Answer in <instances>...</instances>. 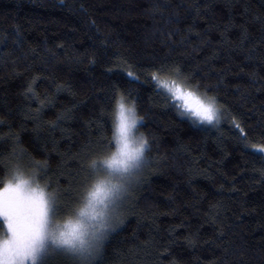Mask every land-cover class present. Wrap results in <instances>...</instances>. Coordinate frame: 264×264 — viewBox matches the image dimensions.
Masks as SVG:
<instances>
[{
	"label": "trees",
	"instance_id": "trees-1",
	"mask_svg": "<svg viewBox=\"0 0 264 264\" xmlns=\"http://www.w3.org/2000/svg\"><path fill=\"white\" fill-rule=\"evenodd\" d=\"M153 73L215 98L221 122ZM116 85L151 162L93 264H264V0H0V187L9 162H46L57 217L74 214L114 146Z\"/></svg>",
	"mask_w": 264,
	"mask_h": 264
},
{
	"label": "clouds",
	"instance_id": "clouds-1",
	"mask_svg": "<svg viewBox=\"0 0 264 264\" xmlns=\"http://www.w3.org/2000/svg\"><path fill=\"white\" fill-rule=\"evenodd\" d=\"M123 103L126 108L135 110L136 123L129 124L127 135L121 134L118 98L112 114L114 146L107 154L90 162L94 172L88 186L91 195L85 194L74 214L51 219L44 215L41 193L48 189L33 171L19 168L5 178L3 187H0L3 190L0 192V225H3L0 227V250L3 251V264H39L38 258L25 261L23 257L42 236L55 240L69 239L77 225H91L94 216L97 217L95 223L98 226V214L104 211L105 198H111L109 189L130 173L137 175L144 168L146 151L145 155H141L140 146L148 137L138 130L142 116L131 101L124 99Z\"/></svg>",
	"mask_w": 264,
	"mask_h": 264
},
{
	"label": "snow or ice",
	"instance_id": "snow-or-ice-1",
	"mask_svg": "<svg viewBox=\"0 0 264 264\" xmlns=\"http://www.w3.org/2000/svg\"><path fill=\"white\" fill-rule=\"evenodd\" d=\"M165 67H161L160 71H167ZM177 72L179 68L175 69ZM130 76L135 77V73H129ZM151 79L156 83L158 90H166V94H169L172 99L177 97L183 101V107L194 116L198 117L200 121L214 122L218 121L221 113V106L215 101V98H201L191 90H183L180 85L175 81L162 80L157 73H153ZM28 94H34L29 86ZM113 94L118 95L120 100V125L119 131L122 135H127L129 131V124H135L137 117L135 116V110L126 108L123 103L124 95L120 91L119 86L113 87ZM135 104V101L132 102ZM139 119L143 120V117ZM107 146H111V140L107 141ZM256 147L264 149V144L257 145ZM145 151H151V144L148 139H144L140 146V154L145 155ZM100 158V157H99ZM98 158V159H99ZM146 163L151 162V158L145 155ZM35 165L31 171L40 177L41 170H46V162L32 161ZM11 164L10 172L18 170L20 168L19 161ZM8 167V165H6ZM93 172V169H92ZM94 173V172H93ZM139 181L138 175L129 174L121 181H117L114 186L109 189L110 199L105 198L104 211L99 213V225L97 226L95 221L97 217H92V224H79L76 231L69 239L55 240L49 237L42 236L37 245L34 246L23 257L25 261L38 258L39 264H49L50 258L61 254L69 258L73 264H93V262L99 257L103 251L105 242L108 236L114 231L120 222V208L124 202L130 197L131 188L135 183ZM45 187L48 189L49 183L45 179ZM88 177L84 178V186L82 188L83 198L85 194L91 195L88 188ZM3 190L0 189V192ZM60 189H52L51 191H42V211L44 215L51 219L57 216L61 211L67 210L68 206L62 204L60 200ZM79 198V196H78ZM111 204V208H109ZM0 264H3V251L0 250Z\"/></svg>",
	"mask_w": 264,
	"mask_h": 264
},
{
	"label": "rangeland",
	"instance_id": "rangeland-1",
	"mask_svg": "<svg viewBox=\"0 0 264 264\" xmlns=\"http://www.w3.org/2000/svg\"><path fill=\"white\" fill-rule=\"evenodd\" d=\"M187 90H191V89H186L185 91H187ZM192 92H194L196 95H198V96H200L199 94H197V92H195V91H193V90H191ZM201 97V96H200ZM202 98V97H201ZM180 103H182V101H180ZM182 105V107H183V103L181 104ZM184 108V107H183ZM184 110H186L187 112H188V110L187 109H185L184 108ZM188 114L192 117V118H195L194 116H192L189 112H188ZM197 121H199V122H202V123H205L206 121H200V120H198L197 118H195ZM221 122V115H220V118H219V120L218 121H214V122H210V123H212L213 125H218L219 123ZM144 168H145V166H144ZM144 168L137 174L138 176L139 175H141V174H143V172H144ZM128 200V199H127ZM127 200L124 202V204L121 206V208H120V212H121V210L123 209V207L127 204ZM58 255H61V254H57V255H55V256H53V257H51L50 259H52V258H55V257H57Z\"/></svg>",
	"mask_w": 264,
	"mask_h": 264
}]
</instances>
